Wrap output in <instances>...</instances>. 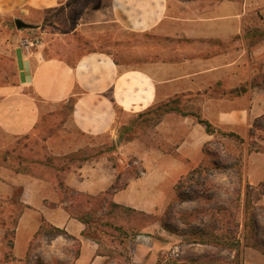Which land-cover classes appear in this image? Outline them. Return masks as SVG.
Segmentation results:
<instances>
[{"label":"rangeland","instance_id":"1","mask_svg":"<svg viewBox=\"0 0 264 264\" xmlns=\"http://www.w3.org/2000/svg\"><path fill=\"white\" fill-rule=\"evenodd\" d=\"M198 1L200 4H196ZM220 1L223 0H168L169 13L178 16L183 13L193 16L198 11L207 13L208 6ZM25 2L0 0V86L16 84L13 48L23 38L38 37L46 58H60L70 64L90 52L114 54L126 68H142L145 62L150 59L154 62L156 58L158 46L154 36L128 35L113 25L98 24L107 13L110 0H68L47 11L28 8ZM16 19L31 28L17 29ZM247 21L246 25L254 29L264 27V16ZM245 40L243 58L261 70L264 54L254 55V47L263 42L264 36ZM168 41L171 40L168 38ZM164 45H167L162 52L164 61L179 57L174 55L190 58V50L172 54L167 50L173 44L165 42ZM180 88L186 86L180 85ZM219 94L222 93L215 90L206 97L184 91L164 97L154 105L177 100L172 105L181 107L183 113L201 114L204 104L209 103L214 114L236 103L234 96L219 97ZM73 101L71 98L49 113L44 108V115L31 134L16 141L7 137L0 139V262L8 260L16 225L25 208L21 189L12 185L13 176L39 175L55 185L63 181L67 167L73 170L92 160L98 163L102 173L115 171L116 181L121 176L118 187L131 180L139 181L141 194L136 205L141 207L143 203L142 207H152L147 211L131 206L115 209L106 204L112 201L114 193L88 198L74 193L68 195L64 187H59V200L68 198L67 205L73 203L72 210L77 209V214L92 212L90 209L94 208L95 224L87 226L86 236L98 244L99 253L109 257L107 264H264V186H261L264 182L247 187L249 166L264 154L261 144L264 117L253 122V135L242 138L243 142L217 134L201 151L198 148L191 151V116L171 112L158 122L148 124L143 121L146 116L137 119L140 112H119L112 132L90 136L72 123ZM131 125L134 128L131 133L122 132ZM190 156L196 159L195 163L191 164ZM236 161L238 165L234 169L214 168L216 163L232 166ZM199 167L191 178L193 181L184 188L196 198L180 201L177 185H183L181 181L189 182L185 177ZM236 170L242 175V184L238 182ZM164 225L175 233L165 230ZM48 236L53 235L34 237L25 261L70 264L79 243L68 236L53 243ZM201 239L209 242L198 243ZM45 242L60 250L49 260L37 251Z\"/></svg>","mask_w":264,"mask_h":264},{"label":"crops","instance_id":"2","mask_svg":"<svg viewBox=\"0 0 264 264\" xmlns=\"http://www.w3.org/2000/svg\"><path fill=\"white\" fill-rule=\"evenodd\" d=\"M67 1L26 0L25 5L47 11ZM106 12L98 24L113 25L128 35L155 37L158 49H155L154 62L150 59L142 68H126L114 54L90 52L70 64L60 58H46L40 47L26 52L18 42L13 48L16 84L0 86V139L7 137L16 141L31 134L38 127L44 108L47 113L52 112L54 107L71 98H74L73 125L86 135L98 136L113 131L119 112H143L160 99L184 91L207 97L208 92L215 90L222 93L219 97L234 96L236 103L214 114L209 103H205L202 116L241 138L250 136L253 122L264 117V83L251 85L255 76L264 73V61L261 70L252 61H245L242 45L246 37L264 36V27L254 29L246 25L249 18L264 16V0H223L208 6L207 13L198 11L193 16L170 14L168 0H110ZM165 42L178 45L168 47L167 51L172 54L190 50V58L174 55L179 57L164 61ZM254 51L256 56L264 54V40ZM180 85L186 88L181 89ZM242 87L244 90L237 94H227ZM191 122L190 150L201 151L213 136L195 120ZM261 144L264 148V138ZM195 160L190 156L191 164ZM256 162L247 170L250 186L264 182V154ZM102 172L97 162L88 160L66 172L63 184L76 193L97 196L108 191L116 181L115 171ZM13 180L12 185L21 189L25 208L16 225L8 260L3 259L0 264H30L25 259L43 219L67 233L48 236L51 242L58 243L65 236L80 242L79 254L72 256L70 264H107L109 257L99 253L98 244L86 236V225L71 217L67 204L60 202L58 183L53 185L31 174H18ZM139 186V181L131 180L124 189L114 193L112 201L137 210H152L151 206L142 207L143 203L141 207L136 205L141 194ZM50 202L53 205H48ZM50 243L45 242L37 250L45 260L60 251Z\"/></svg>","mask_w":264,"mask_h":264},{"label":"trees","instance_id":"3","mask_svg":"<svg viewBox=\"0 0 264 264\" xmlns=\"http://www.w3.org/2000/svg\"><path fill=\"white\" fill-rule=\"evenodd\" d=\"M261 83H264V73L261 76H259V75L255 76L252 79V81H251V85L261 84ZM242 89L244 90V87L238 88V89H235V90H231L228 93L234 95V94H237L240 91H242ZM173 103H178V101L177 100H173V101L167 102V103H165L163 105H154V106L148 108L147 110L138 113L137 119H140V118H143V117L146 116V118L143 121L147 122L148 124H150V122L156 123V122H158L162 118V116L164 114H168V113H171V112H176V113L181 114L184 117H188V116L193 117V119L198 124H200V125H202L204 127L205 131L209 135L215 136L217 134H220L223 137H230V138L234 137L236 140L243 142V139L239 135H237L235 133H227L225 131H221L219 128H217L216 126H214L209 120H207L206 118H204L200 113H197V114L196 113H190V114L183 113L181 107H179V106H173L172 105ZM149 115H153V117L149 118L148 117ZM133 130H134V128L131 125L129 127H125L122 132L125 131L126 133L129 134ZM251 135H253V130L252 129L250 131V136ZM263 151H264V148H263ZM3 158H6V156H3ZM237 165H238V161L234 162L232 166H229V165L222 166V165L216 163V164H214V166H215L214 168L217 169V170H228L230 168H233L234 169L235 166H237ZM200 168L201 167H199L198 169L193 170L192 172H190L187 175V177H185V179L189 180V182L184 183V182L181 181L180 183H183V185H181V184L180 185H177V189H178L177 190V192H178V199L180 201H182V202H189V201H193L194 198H196L190 192V190H185L184 188H187V185L190 184V180H191V182L193 181V179H191V178L193 177V175L195 174V172H198L199 171ZM69 170H70V167H67L66 168V172H69ZM236 173H237L236 176L238 178L239 184H242V182H243L242 175L239 173L238 170H236ZM120 177L121 176H119L117 178V181L111 186V188L108 191H106L105 193H103V196L111 195L112 193H116L117 191L122 190V189L125 188V186L127 185V183L124 186H120V187L117 186V183L119 182ZM58 184H59V187H62V188L64 187V192L66 194H68V195L70 193H74L77 196H86L88 198H92V196H90V195H85V194H82V193H76L74 190H72V189H70L68 187H65L64 184H63V181H61ZM184 184H186V185H184ZM261 186H264V185L262 184ZM247 187L250 188V185L248 184ZM183 190H185V191L183 192ZM263 191H264V189H263ZM67 199L68 198L63 197L60 200V202L66 203L68 201ZM106 204L109 207L115 208V209L125 208V206L116 204L113 201L106 202ZM72 205H73V203H72ZM72 205L70 204V205H67V207H66V210L71 215V217L79 220L80 222H82L83 224H85L86 227L95 224V222L93 221V215H92L93 214V211H95L94 208L93 209H90V210H92V212L91 211L81 212L80 215H79V214H77L75 212L77 209L74 210V211L72 210ZM164 229L167 230L170 233H175V231L173 229H171L170 227H168V225H164ZM117 230L118 231H121V229H119V228ZM199 233H201V232H199ZM41 234H48V235H53V236L67 235L66 231L61 230L59 228H56V227L52 226L50 223L46 222L45 219H43L42 225L40 226V229L38 230V232L35 234L34 237H37V236H39ZM203 236H204L203 238H205L206 235H203ZM72 239L74 241H77L79 243V247H80V242L76 238H73L72 237ZM201 242L208 243L209 241H205L204 239H201L198 243H201ZM216 244H218V243H216ZM228 248L231 249L230 247H228ZM78 254H79V249L77 250L75 256H78ZM173 264H177V263H173Z\"/></svg>","mask_w":264,"mask_h":264},{"label":"built area","instance_id":"4","mask_svg":"<svg viewBox=\"0 0 264 264\" xmlns=\"http://www.w3.org/2000/svg\"><path fill=\"white\" fill-rule=\"evenodd\" d=\"M41 44L40 39L38 37H34L33 39L30 38H23L20 41L21 47L26 51L29 52L31 49L35 47H39Z\"/></svg>","mask_w":264,"mask_h":264},{"label":"water","instance_id":"5","mask_svg":"<svg viewBox=\"0 0 264 264\" xmlns=\"http://www.w3.org/2000/svg\"><path fill=\"white\" fill-rule=\"evenodd\" d=\"M15 25H16L17 29H19V30L25 29V28H31V25L24 23L20 19L15 20Z\"/></svg>","mask_w":264,"mask_h":264}]
</instances>
